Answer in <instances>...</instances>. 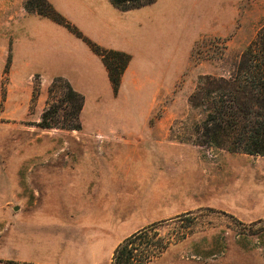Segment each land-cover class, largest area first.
<instances>
[{"label": "rangeland", "instance_id": "rangeland-1", "mask_svg": "<svg viewBox=\"0 0 264 264\" xmlns=\"http://www.w3.org/2000/svg\"><path fill=\"white\" fill-rule=\"evenodd\" d=\"M46 1L65 24L39 13L37 7L49 8L42 3L25 0V10L66 28L71 45L75 39L84 42L97 57L89 60L91 65L100 61L107 68L95 44L130 59L115 91L108 68L107 77L76 83L16 71L10 42L0 58V264H111L121 241L152 224L154 241L171 242L148 264H264V156L178 139L190 113L189 95L201 76L229 74L264 25V0H154L127 9L108 0L119 18L160 1L158 21L144 18L143 25L148 24L152 39L159 28L162 41L159 47L150 42L135 57L85 33L82 27L91 25L92 18L84 4L72 18ZM56 78L83 95L81 124L126 127L102 131L115 136L109 144L99 142L101 152L98 141L83 134L92 130L62 128L63 118L59 126H41ZM96 153L110 155L114 170L109 178L101 176L104 158L101 168L97 161L93 165L98 178L118 181L116 196L111 194L114 209L105 205L111 186L103 187L94 207L80 202L78 193L53 191L54 184L82 181L80 165L88 163L84 156ZM110 211L117 220L106 228L101 224ZM100 231L112 239L101 235L95 241L92 235Z\"/></svg>", "mask_w": 264, "mask_h": 264}, {"label": "trees", "instance_id": "trees-1", "mask_svg": "<svg viewBox=\"0 0 264 264\" xmlns=\"http://www.w3.org/2000/svg\"><path fill=\"white\" fill-rule=\"evenodd\" d=\"M113 1L127 9L154 0H124L127 3H122L123 0ZM28 2L30 5H46L48 9L37 7V11L65 24L63 17L53 15L55 11L46 0ZM94 50L102 56L113 88L117 91L120 76L130 56L125 52L104 49L97 44ZM57 81L62 83L60 86L64 99L61 103L56 99L60 87ZM52 86L50 95L53 100L48 102L43 112L41 126H59V120L63 118L65 124L60 127L80 128L79 114L84 105L83 95L62 78H56ZM188 102L190 113L183 122L182 135L178 137L180 141L206 148L264 156V25L241 52L229 74L201 76ZM174 128L172 126L171 131ZM155 226L152 224L121 241L114 251L111 264H148L159 257L171 241L161 238L154 241L149 234Z\"/></svg>", "mask_w": 264, "mask_h": 264}, {"label": "crops", "instance_id": "crops-1", "mask_svg": "<svg viewBox=\"0 0 264 264\" xmlns=\"http://www.w3.org/2000/svg\"><path fill=\"white\" fill-rule=\"evenodd\" d=\"M50 1L59 11L72 18H75L77 13H79L78 11L80 9L78 7L84 4L83 9L85 12L87 11V13H91L88 15V18H92V20H90L91 25L87 24V28L82 27V29L89 37L108 48L127 51L135 57L141 54L142 50L147 48L150 42L153 43L152 45L155 47H159L158 44L162 41L163 35H161L162 32L159 28H154L153 32L156 33V35L155 38L152 39L149 34L150 29L148 24H145V26L143 25L144 18L145 21L152 18L154 23L158 21L160 1L159 3L143 7L142 9L128 11L124 13V16L121 18L118 16V11L108 2V0ZM24 2L25 0H0L1 59L4 58L5 51L10 42H12L14 50L13 63L16 71L18 68H21L22 70H27L26 74L28 75L40 72L48 77L56 75L64 76L73 83L90 79L95 80L99 77H107V68L101 65L99 61L101 60L100 57L98 59L99 63L97 62V64L94 65L89 63V60L92 58L96 59L97 57H95L84 42L75 39L74 43L71 45L70 38L73 37L66 28L50 19L41 17L38 14L27 13L24 7ZM89 2H91V4L86 5V3ZM71 4H73V6ZM132 14H134V17ZM146 23H148V21ZM120 128L125 129L126 127L121 124L113 125L110 123H104L101 125L94 123L88 125L82 123L80 128L73 130L77 132L92 130V132H86L83 134L93 136L94 141H98L97 146L101 152L102 146L100 143L103 145L109 144L112 140L111 136H115L113 133L102 131ZM95 131L100 132L95 133ZM181 143L187 144L185 142ZM98 153L94 155L87 154L84 156L85 158H88L85 161H88L89 169L87 168L88 163L83 162V164L80 165V171L82 173L80 177H77L83 178L82 181L80 180V182H76L73 179V181H69L68 184H54L53 191L64 195L78 193L81 195L79 198L80 202L86 203L88 207H94V205L97 206V203L99 204V200L101 199L100 194L103 192L104 186H111L109 193L110 195L115 194L116 196L119 184H116L115 182L118 181L98 178L96 175V164L93 165V162L97 161L99 168H101L102 158H104L105 161V168L103 169V174L101 176L104 175L109 178L114 170L113 166L109 164L111 162L109 158L110 155H102ZM67 158H70V156L67 155ZM73 167L74 165L69 166L70 170L68 171H71ZM112 182L115 184H112ZM111 204H113L112 195L109 197V200L105 205H110V209H114L115 206L111 207ZM109 213L108 217L105 218V221L101 224L106 228L109 227V224L111 225V222L117 220L116 215L113 212L110 211ZM102 231L105 232L106 230ZM101 235L109 240L112 237V235H108L107 233L101 234V231L94 232L92 236L95 241H99Z\"/></svg>", "mask_w": 264, "mask_h": 264}]
</instances>
